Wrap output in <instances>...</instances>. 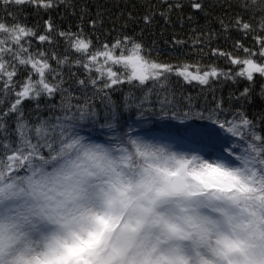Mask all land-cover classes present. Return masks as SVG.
Segmentation results:
<instances>
[{
  "label": "snow or ice",
  "instance_id": "1",
  "mask_svg": "<svg viewBox=\"0 0 264 264\" xmlns=\"http://www.w3.org/2000/svg\"><path fill=\"white\" fill-rule=\"evenodd\" d=\"M63 2L0 0V264H264V129L242 109L225 108L223 98L207 106L168 84L172 76L209 88L221 78L254 83L256 74L264 78V36L255 38L258 52L237 42L247 58L212 50L240 66L233 74L157 61L143 40L123 32L91 51L82 28L61 31L49 18L38 35L9 11ZM160 4L167 7L149 4L139 21L151 25L160 16L168 23L184 6ZM189 6L210 15L204 0ZM217 6L224 5H208ZM239 6L253 13L256 28L241 16L230 23L217 17L221 31L264 32V0ZM81 12L89 14L86 7ZM102 17L98 10L90 27L102 28ZM126 19L135 22L131 12ZM53 33L85 58L74 63L88 79L76 83L91 86V97L66 88L47 53L29 51L32 39L51 43ZM67 63L57 59L58 66ZM17 66L31 69L23 81L16 79ZM124 84L130 91L118 104L112 93ZM249 95L246 87L235 99ZM42 99L49 115L28 119L24 102L40 113ZM102 110L105 122L99 123ZM132 110L138 127L121 132L120 113ZM96 126L109 133L103 140L93 138Z\"/></svg>",
  "mask_w": 264,
  "mask_h": 264
},
{
  "label": "trees",
  "instance_id": "2",
  "mask_svg": "<svg viewBox=\"0 0 264 264\" xmlns=\"http://www.w3.org/2000/svg\"><path fill=\"white\" fill-rule=\"evenodd\" d=\"M168 2H179L184 6L180 10L171 12V18L168 23H165L162 17L156 16L151 25H145L140 22L139 17L146 13L149 4L157 6V10L166 8L167 5L160 4V0H64L58 7L48 10L24 5L20 8H10L9 11L19 13L18 21L29 28H33L38 35L45 34L44 22L51 18L56 28L61 31L70 30L77 32L82 28L83 32L92 39L93 48L91 51H96L100 49V42L106 41L111 44L113 38L123 32L127 35H134L137 40H143L145 46L151 49L152 59L170 64H198L202 70L214 67L233 74L240 71V66L231 64L228 57L214 55L213 49L230 53L233 57L247 58L246 53L236 47L237 42H239L243 45V48H249L254 52L259 51V45L255 38L264 36V32L256 30L245 35L242 31L231 30L224 33L217 22V17L223 18L226 23H230L237 16H241L245 22L252 24L255 29L256 19L251 18L253 13L244 11L239 6L240 0H204L205 10L210 13L207 16L197 10H193L189 6L190 0H168ZM210 3L224 6L208 7ZM85 7L89 10V14L82 16L81 9ZM98 10L103 13V27L101 28L98 25L96 29H93L90 27L89 21L96 17ZM128 12L132 13L135 22L126 19ZM122 13L124 15H121ZM189 15L192 16V20L187 19ZM256 15L258 18L259 13ZM5 22L11 24L14 21L9 19ZM125 24L127 25L126 28L122 27ZM106 33L110 34L106 35ZM208 33L213 35L209 37ZM52 35L53 42L51 43H41L36 39H32L29 51L33 54L37 51L47 53L49 63L62 74V78L66 81L64 86L66 88L71 87L75 95L81 99L91 97L93 95L91 86L81 87L76 83L77 80L87 81L88 79V73L85 68L74 63L77 60L84 61L85 58L72 50L64 38L56 36L55 33ZM175 41H180L181 43H176ZM25 47L28 48L29 45L25 44ZM65 57L68 58L69 63L58 66L57 59L63 60ZM254 58L257 62H262L259 55ZM17 67L18 76L16 79L23 81L29 75L31 69ZM93 76H95L94 72ZM33 79H36V77L34 76ZM168 84L169 88L177 93L178 96L180 94L191 95L198 98L200 102L206 100L207 106H212L214 97L217 99L223 98L225 108H231L233 111L242 109L248 118L259 123L260 128L264 129V123H261V118H264V92H262L264 78L259 74L255 75L254 83L239 77L235 81L221 78L218 82H213L211 88L201 86L195 82L187 84L175 76L170 77ZM246 87L250 89L249 97L247 99H235ZM129 91V85L124 84L120 89L112 93V98L119 104L124 94ZM131 91L135 92L136 90L131 89ZM136 94L138 95V93ZM9 99H12V97H9ZM56 100H59V96L56 97ZM98 100L99 97H97L96 107L100 108ZM40 104L42 111L37 113L35 104L32 101H25L23 105L25 116L28 119H32L36 115H49L48 111L43 108L45 104L43 99ZM7 106L8 104L5 103L2 107ZM135 118V110L130 113L121 111L118 121L120 131H126L129 126L138 127L135 123ZM228 118H231V116L229 115ZM12 119L8 120L9 124L12 123ZM104 122L102 110L99 123ZM142 133L143 130L141 129ZM91 134L93 138L103 140L109 133L96 126L91 128Z\"/></svg>",
  "mask_w": 264,
  "mask_h": 264
},
{
  "label": "rangeland",
  "instance_id": "3",
  "mask_svg": "<svg viewBox=\"0 0 264 264\" xmlns=\"http://www.w3.org/2000/svg\"><path fill=\"white\" fill-rule=\"evenodd\" d=\"M103 62L102 58H101V63ZM114 71H117L118 73H121L124 71V69L121 66H115L113 67ZM227 139V135L226 134H222V142L223 140Z\"/></svg>",
  "mask_w": 264,
  "mask_h": 264
}]
</instances>
